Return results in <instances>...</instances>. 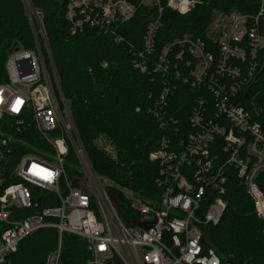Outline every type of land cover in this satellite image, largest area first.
Masks as SVG:
<instances>
[{
  "label": "built area",
  "instance_id": "1",
  "mask_svg": "<svg viewBox=\"0 0 264 264\" xmlns=\"http://www.w3.org/2000/svg\"><path fill=\"white\" fill-rule=\"evenodd\" d=\"M24 1L36 48L10 52L8 82L0 84V119L16 117L13 128L18 132L33 125L49 150L39 148L10 164L17 139L11 133L0 137V264H12L21 242L43 228H56L60 235V246L43 264H61L64 233L84 240L90 254L87 264H221L203 226L218 224L227 209V167L236 170L264 220V191L258 183L264 173V130L240 102L242 92L256 87V71L264 70V0H246L258 3L259 9L223 13L205 38L185 34L165 44L156 57L165 7L187 14L199 0H68L65 16L72 34L86 27L115 32L139 7L155 10L133 64L163 76L149 109L163 131L150 152V160L158 164L155 183L161 192L156 200H144L132 191L130 197L125 194L138 216L131 223L123 221L93 168L53 59V77L49 73L39 41L40 35L51 55L43 13ZM115 41L123 38L116 35ZM176 46L177 60L188 55L183 68L169 57ZM175 81L197 90L187 126L167 112ZM59 129L61 136L50 135ZM71 148L81 167L78 185L65 167Z\"/></svg>",
  "mask_w": 264,
  "mask_h": 264
},
{
  "label": "trees",
  "instance_id": "2",
  "mask_svg": "<svg viewBox=\"0 0 264 264\" xmlns=\"http://www.w3.org/2000/svg\"><path fill=\"white\" fill-rule=\"evenodd\" d=\"M67 3L68 0H30V4L43 13L52 57L40 35L39 41L50 74L51 59L54 61L78 135L96 174L114 183L107 191L119 198L118 213L125 223H131L138 216L123 189L144 200H156L161 192L155 183L158 164L150 160V152L157 146L163 131L149 109L159 96L163 76L158 72H144L133 64L155 10L139 7L134 17L118 24L115 32L86 27L72 34L65 16ZM258 9V3L246 0H202L187 14L165 7L154 57L159 56L165 44L185 34L205 38L216 10L229 14ZM116 35L123 38V42L117 43ZM15 47L36 48L27 6L24 0H0V84L8 82L6 62ZM178 51L176 46L169 57L172 64L177 62L183 68L188 55L185 53L183 59L177 60ZM256 76L258 93L246 99L245 90L240 102L264 130V70L256 71ZM175 82L176 92L170 98L167 112L187 126L197 90L181 81ZM16 119L14 116L0 119V137L2 133H11L17 139L12 145L10 164L18 163L26 153L40 151L39 148L49 150L33 125L22 132L15 130ZM26 121L31 123V117ZM101 134L112 141L116 157L109 156L95 144ZM78 165L79 160L71 148L65 167L74 185H78V177L82 175ZM225 172L228 206L218 224L203 226L207 244L217 251L221 264H264V220L256 213L254 201L236 170L227 167ZM258 183L264 191V173L259 175ZM206 204L207 201L204 206ZM62 239L61 264H87L90 254L84 240L67 233ZM58 240L56 228L36 231L21 242L18 252L12 256V264L45 263L48 254L57 248Z\"/></svg>",
  "mask_w": 264,
  "mask_h": 264
},
{
  "label": "rangeland",
  "instance_id": "3",
  "mask_svg": "<svg viewBox=\"0 0 264 264\" xmlns=\"http://www.w3.org/2000/svg\"><path fill=\"white\" fill-rule=\"evenodd\" d=\"M201 1H202V0H199L198 4H200ZM222 14H223L222 11H220V10H216V11H215V16H214V18H213L212 23L215 24L214 22H215L218 18H220V16H221ZM263 35H264V34H263ZM263 41H264V40H263ZM51 74H53V72H52ZM52 77H53V76H52ZM62 109H63V108H62ZM57 125H60V122H59V121L57 122ZM50 135H51L52 137H58V136H61V135H62V130L59 129L58 132H56V133H51ZM95 144H96L100 149H102L104 152H106V154H108L109 156L116 157V150H115V147L113 146L112 141H111L108 137H106L105 135H103V134L99 135L98 138L95 140ZM72 152H74L73 149H72ZM78 168H79V170H81L80 165H78ZM101 181H102L103 185H105L107 188H109V187H111V186L114 185V183H113L111 180H109V179H107V178H105V177H101ZM61 188H62L63 191L65 190V185H64L63 183L61 184ZM123 191H124V193H125L127 196L130 197V195H131L130 190H128V189H123ZM42 193H43V192H39V194H42ZM59 240H60V235H59ZM59 240H58V246H57V248L60 246ZM62 249H63V239H62ZM61 262H62V261H61Z\"/></svg>",
  "mask_w": 264,
  "mask_h": 264
},
{
  "label": "water",
  "instance_id": "4",
  "mask_svg": "<svg viewBox=\"0 0 264 264\" xmlns=\"http://www.w3.org/2000/svg\"><path fill=\"white\" fill-rule=\"evenodd\" d=\"M17 49H18V47H17ZM258 84H259V82H256L255 83V86L257 87L258 86ZM255 88H249L248 90H247V92L245 93V97H246V99H250L251 98V96H253L254 94H255V90H254ZM111 196V199H112V201L114 202V204H115V206L118 208L119 207V198L117 197V196H114V195H110ZM39 205H41V201H39V203H38ZM139 225H141V226H143V227H146V225L144 224V223H141V224H139Z\"/></svg>",
  "mask_w": 264,
  "mask_h": 264
},
{
  "label": "flooded vegetation",
  "instance_id": "5",
  "mask_svg": "<svg viewBox=\"0 0 264 264\" xmlns=\"http://www.w3.org/2000/svg\"><path fill=\"white\" fill-rule=\"evenodd\" d=\"M255 89V94H257L258 93V91H259V88H258V86L257 87H254ZM253 89V88H252ZM255 94L253 95V96H251V97H254L255 96Z\"/></svg>",
  "mask_w": 264,
  "mask_h": 264
},
{
  "label": "bare ground",
  "instance_id": "6",
  "mask_svg": "<svg viewBox=\"0 0 264 264\" xmlns=\"http://www.w3.org/2000/svg\"><path fill=\"white\" fill-rule=\"evenodd\" d=\"M51 75V74H50ZM52 76V75H51Z\"/></svg>",
  "mask_w": 264,
  "mask_h": 264
}]
</instances>
